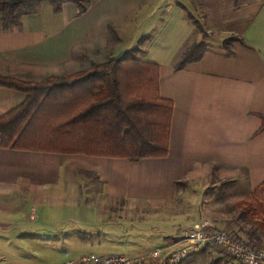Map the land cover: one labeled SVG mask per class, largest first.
Here are the masks:
<instances>
[{
    "label": "crops",
    "instance_id": "0c3cea01",
    "mask_svg": "<svg viewBox=\"0 0 264 264\" xmlns=\"http://www.w3.org/2000/svg\"><path fill=\"white\" fill-rule=\"evenodd\" d=\"M88 1L80 16L73 3L55 14L43 2L13 30L0 26V75L24 82L69 75L119 58L144 37L137 57L159 66V95L173 103L168 155L131 162L0 147V264H30L23 232L68 204L56 206L61 193H69V209L84 205L102 224L128 222L129 204L154 214L158 231L124 242L128 249L147 247L135 256L168 246L164 233L174 236L176 226L211 217L207 207L217 204L218 192L235 205L264 182V130L258 133L264 117V0ZM202 41L207 48L201 59L175 70L186 49ZM24 98L0 89V117ZM88 186L98 200L86 198ZM92 230L85 232L90 240L108 239L103 230ZM111 232L120 235L111 241L122 244L128 230ZM10 235L18 238L13 247Z\"/></svg>",
    "mask_w": 264,
    "mask_h": 264
},
{
    "label": "trees",
    "instance_id": "16d2710c",
    "mask_svg": "<svg viewBox=\"0 0 264 264\" xmlns=\"http://www.w3.org/2000/svg\"><path fill=\"white\" fill-rule=\"evenodd\" d=\"M43 2H48L55 14L65 4L73 3L79 16L90 5L88 0H0L1 30L8 32L18 27L21 19L37 13ZM187 17L204 35L202 26L188 12ZM143 38L119 58L92 64L89 69L70 75L41 82H24L0 75V89L25 96L19 106L0 117V147L131 162L166 158L173 103L159 95V66L137 57L142 53L138 46ZM234 40V37L227 38L223 43L227 46ZM206 48L203 41L193 42L175 70L199 61ZM263 130L264 117H261L258 133ZM233 209L264 234V182ZM248 235L254 236L255 232ZM80 239L87 241L85 237Z\"/></svg>",
    "mask_w": 264,
    "mask_h": 264
},
{
    "label": "rangeland",
    "instance_id": "374dc122",
    "mask_svg": "<svg viewBox=\"0 0 264 264\" xmlns=\"http://www.w3.org/2000/svg\"><path fill=\"white\" fill-rule=\"evenodd\" d=\"M70 75V74H69ZM66 76V75H65ZM96 185V186H95ZM95 188L97 184H95ZM83 188V187H80ZM92 186H88L89 194L86 195V198H89L90 202L97 199V192H95ZM84 192V188L81 189ZM216 194V193H215ZM217 204H213L211 207H207V212L211 217L208 219L218 223L220 228H223L228 231H233L236 233L242 240L251 244L261 246L264 244V234L260 233L251 223H248L240 218L239 213L233 209V204L227 193H217ZM224 198L220 201L221 198ZM84 196L81 197V202L86 200ZM244 199V198H243ZM241 199V200H243ZM240 200V201H241ZM56 206H61L63 202L68 203L67 205L57 208L60 212L53 214H46L44 218L38 219L37 222H30L31 225L27 230H24L25 233L21 239L25 240L27 244L26 259H30V264H61L66 261H74L80 256L83 255H95V256H106L110 254L126 255L133 256V254L147 250V247L137 246L139 249H128L127 244L124 242H131L132 244L139 239H144L147 234H154L155 231H158L160 228L159 221L156 220L154 214L148 212L141 213L139 206H130L127 208L128 213V222L125 221L120 227L114 224H102L99 223L100 219L98 214L95 216L87 212L84 205H80L79 208L73 207L69 209V206L73 204L72 200L69 198V193H61L58 197L56 196ZM51 204V203H49ZM48 204V206H50ZM63 208H67L68 212ZM149 210H155V207L149 205ZM140 210V211H139ZM99 213V212H97ZM140 214V215H139ZM130 216V217H129ZM138 216L140 219H138ZM206 219V220H208ZM191 227V225L189 226ZM88 228H90L88 230ZM120 228L122 231L128 230L127 235H123L122 244H116L115 241H111L113 237H119L120 235H114L112 231L118 230ZM186 228V229H184ZM99 230L104 233H107V238H101L98 240V235L92 236L91 242L89 232L94 230ZM184 229V230H183ZM188 227L176 226L174 236L167 237L165 232V241L167 244H172L178 239V237L187 230ZM16 231V230H15ZM89 231V232H88ZM120 231V230H119ZM71 232L76 233V236L69 234ZM83 234H79V233ZM88 232V233H85ZM131 232V234H130ZM251 232H255L254 236H250ZM246 233H248L246 235ZM60 234H65V238L62 240ZM98 234V232H97ZM75 237V238H74ZM86 238L87 241H82L80 238ZM10 244L16 245L18 238L10 235ZM48 238V239H47ZM147 238V237H145ZM97 239V240H96ZM114 239V238H113ZM47 241L49 244L42 246V242ZM131 244V245H132ZM10 246V248H11ZM133 246V245H132ZM146 248V249H143ZM17 251V249H15ZM18 253V252H17ZM180 264H239L234 262L232 259L228 258L225 253H222L218 250L204 249L200 252H196L195 255H190L186 260Z\"/></svg>",
    "mask_w": 264,
    "mask_h": 264
},
{
    "label": "built area",
    "instance_id": "2783aa9c",
    "mask_svg": "<svg viewBox=\"0 0 264 264\" xmlns=\"http://www.w3.org/2000/svg\"><path fill=\"white\" fill-rule=\"evenodd\" d=\"M204 249L218 250L239 264H264V244L258 247L248 245L211 220L194 223L172 244L143 254L86 255L61 264H180L190 255Z\"/></svg>",
    "mask_w": 264,
    "mask_h": 264
}]
</instances>
